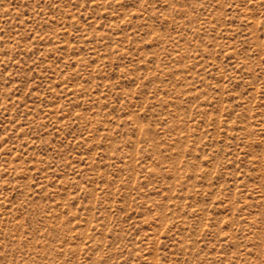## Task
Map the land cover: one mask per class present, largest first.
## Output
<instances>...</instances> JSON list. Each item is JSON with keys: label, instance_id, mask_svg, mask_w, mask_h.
<instances>
[{"label": "rangeland", "instance_id": "rangeland-1", "mask_svg": "<svg viewBox=\"0 0 264 264\" xmlns=\"http://www.w3.org/2000/svg\"><path fill=\"white\" fill-rule=\"evenodd\" d=\"M0 264H264V0H0Z\"/></svg>", "mask_w": 264, "mask_h": 264}]
</instances>
